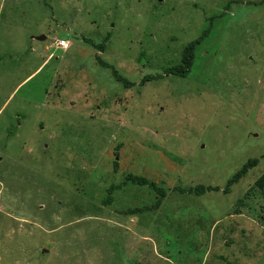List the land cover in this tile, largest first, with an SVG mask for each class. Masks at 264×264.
<instances>
[{"label":"rangeland","instance_id":"374dc122","mask_svg":"<svg viewBox=\"0 0 264 264\" xmlns=\"http://www.w3.org/2000/svg\"><path fill=\"white\" fill-rule=\"evenodd\" d=\"M263 173L264 0H0V264H264Z\"/></svg>","mask_w":264,"mask_h":264},{"label":"trees","instance_id":"16d2710c","mask_svg":"<svg viewBox=\"0 0 264 264\" xmlns=\"http://www.w3.org/2000/svg\"><path fill=\"white\" fill-rule=\"evenodd\" d=\"M202 40V38L193 41L191 43L188 44V46L185 48L184 51V55H183V60L180 64L178 65H173L169 68L166 69V73L167 74H171L177 77H186L188 76V74L190 73V70L194 64V58H195V47L198 43H200ZM100 47V51H103V46L98 45ZM103 65L105 66L106 64L103 63ZM115 76L116 79L120 82H122L125 86H129L131 85V83L124 77H122L121 75H119L118 73L115 72ZM148 77H145L143 79V82L147 80ZM259 164V159L258 158H251L249 159L227 182L226 187L224 188V192L225 193H229L231 190V187L235 184H237L238 182H240L241 179H243L248 172L253 169L254 167H256ZM118 170V162L115 161L114 162V171ZM128 182H132L141 186H149L151 188H153L157 195L158 198L156 200V202L149 206L146 207L147 209H158L164 198L167 195V191L163 188L160 187L156 184V182L154 181H150L148 178L144 177V176H139V175H135L132 173H129L125 180L121 183V184H111L109 186V188L107 189V196L103 199V204H110L113 201V193L116 190H119L122 188L123 185H126ZM255 187L260 188L262 190H264V173L256 180L255 182ZM178 192L180 193H189V194H195L197 196H201L207 192H211V191H219L221 190V188L219 186H206L204 184H199L193 187H189V188H182V187H178L176 189ZM135 210H140V209H135ZM130 212H133L130 211Z\"/></svg>","mask_w":264,"mask_h":264},{"label":"built area","instance_id":"2783aa9c","mask_svg":"<svg viewBox=\"0 0 264 264\" xmlns=\"http://www.w3.org/2000/svg\"><path fill=\"white\" fill-rule=\"evenodd\" d=\"M58 46H59L60 48L68 49V48H69V42H68V40H66V39H60V40L58 41Z\"/></svg>","mask_w":264,"mask_h":264},{"label":"water","instance_id":"95a60500","mask_svg":"<svg viewBox=\"0 0 264 264\" xmlns=\"http://www.w3.org/2000/svg\"><path fill=\"white\" fill-rule=\"evenodd\" d=\"M39 39H41V40L45 39V36H40ZM47 251H48V249H46V248L43 249V252H47Z\"/></svg>","mask_w":264,"mask_h":264}]
</instances>
